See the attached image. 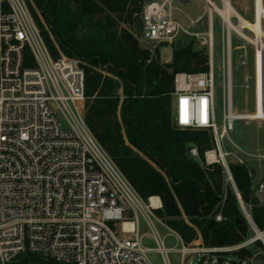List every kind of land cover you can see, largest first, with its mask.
<instances>
[{"label":"built area","instance_id":"obj_1","mask_svg":"<svg viewBox=\"0 0 264 264\" xmlns=\"http://www.w3.org/2000/svg\"><path fill=\"white\" fill-rule=\"evenodd\" d=\"M206 2L211 19L217 14L215 4L225 7V0ZM260 3L254 0L253 23L260 14L264 30V0ZM174 10L173 0H152L144 5L142 47L154 53L159 47L173 45L181 34L202 38L209 46L208 71L175 75L174 125L211 131L214 146L206 152L208 163L221 164L235 184L228 157L234 156L241 164L246 159L226 150L217 123L212 23L208 36L190 31L174 17ZM232 15V20L238 18L241 23L237 14ZM241 28L251 30L257 38L254 28ZM226 39L230 65L228 30ZM249 41L255 48V99L260 63L264 100V48ZM86 102L81 60L53 56L27 0H0V264H154L151 250L170 264L172 248L166 247L154 221L167 226L156 213L163 208L161 198L145 200L134 188L89 127ZM231 105L224 117L226 125L238 120L231 116ZM237 149L241 150L238 145ZM191 154L201 160L197 147ZM259 187L262 190L264 184ZM236 192L255 236L232 250L257 240L264 242V231L256 225L237 188ZM141 215L151 233H141ZM146 236H152L157 246H146ZM200 249L183 245L181 264L188 254H213L227 248ZM214 262L218 264V258ZM247 263L241 260L239 264Z\"/></svg>","mask_w":264,"mask_h":264},{"label":"trees","instance_id":"obj_2","mask_svg":"<svg viewBox=\"0 0 264 264\" xmlns=\"http://www.w3.org/2000/svg\"><path fill=\"white\" fill-rule=\"evenodd\" d=\"M149 1L27 0L53 56L81 60L86 121L138 193L145 200L161 198L157 215L186 244L200 237L206 247L240 244L252 229L237 192L226 185L224 167L205 162V152L214 146L211 132L174 125L176 73L208 71L210 55L193 41L175 45L171 62L161 61L160 50L143 48L142 12ZM195 146L201 160L191 154ZM230 169L264 231V205L248 168L231 164ZM255 244L264 250L261 240ZM213 254L227 264L222 252ZM236 255L239 264L257 254L244 247Z\"/></svg>","mask_w":264,"mask_h":264},{"label":"rangeland","instance_id":"obj_3","mask_svg":"<svg viewBox=\"0 0 264 264\" xmlns=\"http://www.w3.org/2000/svg\"><path fill=\"white\" fill-rule=\"evenodd\" d=\"M158 1L161 2L163 0ZM232 4L238 11V14L245 18L250 24H255L253 23L254 0H232ZM173 5L175 6V10L173 11L174 17L181 21L186 28L190 29V31L203 33L208 36V32L210 31V8L206 0H173ZM213 17V59L216 75V119L218 125L220 126V132L224 134L226 150L233 153H239V155L246 159V163L241 164L234 156H229L228 160L230 161V165L240 164L246 166L253 180L255 172L248 160L264 156V124L262 127H259L256 120L249 118L247 120H236L233 124L226 125L224 117L229 112V103L232 104V110L237 113L250 111H252L251 113H253V111L255 112V108L257 106V100L255 99L254 92L255 82L253 79L255 69V48L249 41L254 37V33L249 29H245V33L249 37V40H247L238 35L236 32L231 31V64L229 65L226 39V32L228 29H225L223 23L224 20L222 21V17L218 15V13H214ZM199 19L200 21H198ZM233 22L235 25L241 26L239 25L241 23L238 18H233ZM225 26L227 28L226 23ZM253 31L256 32L255 30ZM190 41L195 43L196 49H204L209 53V55L211 54L209 46L202 43V38H197L187 34H181L178 36L173 45H164L163 47L157 48L156 51L160 50L161 61L164 62L165 59L171 57L172 48L175 47V45L182 46ZM140 43L142 46L144 45L142 41H140ZM211 134L213 136L212 132ZM237 145L241 148V150L237 149ZM206 152L205 162L207 164L209 159L206 157ZM214 163L215 162H211L208 164L212 165ZM228 184L231 185L236 192V184L231 182L226 176V185ZM253 190L256 194L255 189ZM154 221L160 235L165 238L166 247L172 248V250L168 252L170 264H181L180 248L183 247L181 240L178 239L177 235L174 233L175 231H173L166 223L165 224L168 227L157 222L155 219ZM140 230L141 233L152 232V229L148 226L142 215L140 216ZM254 236V232L249 230L248 239L246 241ZM143 242L146 246H157V243L152 236H146L143 239ZM261 242L264 244L263 241ZM185 245L188 248H202L199 251H202L203 248L206 247L204 244H199L194 241L190 244L185 243ZM234 246L224 247L227 249L221 251L223 254L222 257L226 260L227 264H237L236 261L239 260L236 255L237 250H232ZM247 248L253 249L257 254L252 259H248L247 264H264V250L262 248H257L255 243L249 245ZM149 256L154 264H165L164 256L159 252L154 250L150 251ZM218 257L219 256L217 254L212 253H192L186 256L184 264H215V262L212 263V260L217 259ZM201 259L202 261L200 262Z\"/></svg>","mask_w":264,"mask_h":264},{"label":"bare ground","instance_id":"obj_4","mask_svg":"<svg viewBox=\"0 0 264 264\" xmlns=\"http://www.w3.org/2000/svg\"><path fill=\"white\" fill-rule=\"evenodd\" d=\"M261 0H258L259 6L261 5L260 3ZM261 10V8H259ZM215 10L216 12L222 17V19L224 20V22L227 25V29H228V34H231V31H234L236 33H238L240 36L244 37V38H249L245 32L243 31V29L241 28V26H250L251 28H254L257 34V38H252L250 39L251 41H253L254 43H257L259 48L262 47L264 48V30L261 28V16L260 14H258L257 17V23L256 24H250L245 18H243L240 14H238V11L234 8L233 4L231 3V0H225V7L221 8L219 6H217L215 4ZM233 13L237 14L240 17L241 20V26H237L235 25V23L232 20L233 17ZM230 51H231V47ZM260 51V50H259ZM262 66L259 63L258 67H257V74H258V81H257V87H258V96L256 97V112L250 115H237L233 113V110L231 112V116L234 118H244V117H254L257 118L259 120H263L264 119V100H263V94H262ZM210 156L212 158H214V153H211ZM129 225H127L128 227Z\"/></svg>","mask_w":264,"mask_h":264},{"label":"crops","instance_id":"obj_5","mask_svg":"<svg viewBox=\"0 0 264 264\" xmlns=\"http://www.w3.org/2000/svg\"><path fill=\"white\" fill-rule=\"evenodd\" d=\"M213 18L211 19V17H210V29H211V23H212V27H213V30H214V20H213ZM198 21H200V19ZM172 59H173V48H172L171 57L168 58V59H165L164 62H171ZM251 112L252 111H250V112H238L237 113V112L233 111V113L237 114V115H245V114L250 115V114H253V113L256 112V108H255V112L254 111H253V113H251ZM249 118H253L254 120H256L259 127H262L263 124H264V119L263 120H259V119L254 118V117H246V118L245 117L244 118L241 117V118H237V119L238 120H244V119L247 120ZM248 161H249L251 167L254 169V172H255L254 177H253L254 178L253 179V187L255 189L256 195L258 196L261 204L264 205V188L262 190H260V187H259L260 184H264V156L263 157H257V158H255L253 160H248ZM247 206H246V209L251 212L250 206L249 205H247ZM181 242H182L183 245H185L182 237H181ZM194 242L199 243V244H201V243L204 244L201 237L199 239L195 240ZM148 247L149 248H154V247H150V246H148ZM151 251H153V250H151Z\"/></svg>","mask_w":264,"mask_h":264}]
</instances>
